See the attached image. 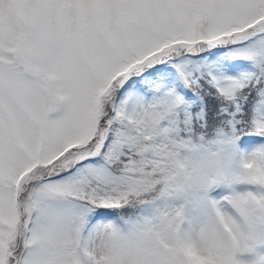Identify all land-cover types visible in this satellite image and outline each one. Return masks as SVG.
<instances>
[{
  "label": "snow or ice",
  "instance_id": "snow-or-ice-1",
  "mask_svg": "<svg viewBox=\"0 0 264 264\" xmlns=\"http://www.w3.org/2000/svg\"><path fill=\"white\" fill-rule=\"evenodd\" d=\"M0 264H264V0H0Z\"/></svg>",
  "mask_w": 264,
  "mask_h": 264
}]
</instances>
